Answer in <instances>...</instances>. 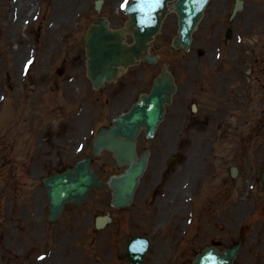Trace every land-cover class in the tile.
<instances>
[{"label":"rangeland","instance_id":"1","mask_svg":"<svg viewBox=\"0 0 264 264\" xmlns=\"http://www.w3.org/2000/svg\"><path fill=\"white\" fill-rule=\"evenodd\" d=\"M23 1V6H14L12 0H0V264H125L120 255L126 238L134 233L150 236L146 264H190L205 246L213 244L221 250L239 236H244V242L233 264H264V188L259 180L264 165V127L260 133L258 123L244 126L235 118L226 133H177L171 125L187 88L174 96L154 138L139 136L138 151L149 147L151 156L137 192H146L154 200L153 191H157L152 203L138 207L145 212L126 208L116 212L114 224L94 230L91 215L102 209L110 196L103 187L81 209L68 207L55 223L47 222L48 203L38 179L46 174V161L54 168L53 163L63 159L52 145L55 126L60 129L61 123L71 121L73 131L67 137L65 155L71 148L75 160L86 153L97 127L121 109L101 111L104 109L88 102L97 103L95 94L88 93L85 98L91 86L85 74L83 35L94 18V0ZM107 1L109 9H122L119 0L114 5V0ZM233 1L209 2L189 51L171 46L177 30V18L171 10L151 46L157 63L131 67L128 77L121 78V86H130L126 98L147 92L164 63L181 81L201 63L241 62L246 53L242 47L239 50L236 39L238 35L241 44L245 41L242 15L229 25L233 29L231 41L225 39ZM252 14L250 11L246 16ZM116 15L120 19L113 18L112 25L123 19L120 13ZM127 41H131L130 36ZM249 49V60L258 57L264 68V52L258 42L251 43ZM59 67L64 68L62 74L57 73ZM204 71L206 93H201L197 102L202 113L209 115L218 106L207 103L209 92L215 97L216 79L213 82L212 71ZM54 80L64 87L62 97L50 91ZM188 80L183 83L192 84ZM253 85L255 95L257 86ZM222 88L221 83L216 97ZM257 93L247 110L258 109L260 98L264 106V92ZM58 105L64 107L56 114ZM81 134L82 140H78ZM180 143L182 160L164 172L168 157ZM232 165L238 169L234 178L228 171ZM94 167L105 179L123 169L107 153L94 161ZM132 214L136 216L131 218Z\"/></svg>","mask_w":264,"mask_h":264},{"label":"water","instance_id":"2","mask_svg":"<svg viewBox=\"0 0 264 264\" xmlns=\"http://www.w3.org/2000/svg\"><path fill=\"white\" fill-rule=\"evenodd\" d=\"M168 0H133L127 6L130 20L126 23L131 30L134 42L127 45L123 42V30L111 31L106 27L104 19L97 20L98 25H91L86 36V52L88 56V75L95 84L109 80L116 76L120 66H126L143 59L147 62L154 60L146 51L147 42L156 33L163 18ZM208 0H177L174 3L175 11L179 17V37L175 38L174 45L182 44L188 47L190 33L202 15L204 5ZM174 90L172 79L162 70L155 79L152 90L148 95H140L139 100L132 108L113 121L108 130L100 129L93 143L92 153L98 154L102 148L113 151L114 157L121 165L128 162L124 173L118 177L113 176L109 185L115 189L113 203L117 206L128 204L134 188L146 164V154L139 160L135 158V136L140 127H145L147 136H151L156 125L162 118L164 103L169 102ZM90 158L87 157L63 173L54 174L43 179L47 187L49 198V218L61 213L66 202L81 203L91 187L100 185L89 168ZM264 184V170L261 174ZM147 242L140 237L129 240L127 252L128 264H143ZM239 245L218 253L212 248L205 249L196 257L193 264H231Z\"/></svg>","mask_w":264,"mask_h":264},{"label":"flooded vegetation","instance_id":"3","mask_svg":"<svg viewBox=\"0 0 264 264\" xmlns=\"http://www.w3.org/2000/svg\"><path fill=\"white\" fill-rule=\"evenodd\" d=\"M259 3L262 1V0H257ZM259 9H261V7H259ZM262 9H263V7H262ZM263 13H260L259 15H258V17H256L255 18V20H256V22L258 23V24H260L261 25V29L263 30V33H264V14L262 15ZM254 16H257V13L254 15ZM247 23H248V20H245V25L247 26ZM251 26H252V24H251ZM253 27V26H252ZM193 74V73H192ZM197 91L198 92H201L202 91V89L200 88V89H197ZM188 92L189 93H193L194 91L192 90V89H189L188 90ZM129 101H128V99H126V98H123V99H118L117 101H116V104H115V107L116 108H119L120 106H122V105H124V104H127ZM113 103H114V100H113ZM200 111V104H198L197 105V108H196V111L194 112V114H191L190 116H188V117H185V123H188L189 125L187 126V128L185 129V131H190V128L191 127H193V126H195V125H197V124H199V123H201V117H199L198 115H197V113ZM205 125H207L208 124V121L207 120H205L204 122H203ZM215 126H216V129L217 130H223V127H222V125L219 123V122H215ZM192 131H197V128H193L192 129ZM203 131H205V130H203Z\"/></svg>","mask_w":264,"mask_h":264},{"label":"bare ground","instance_id":"4","mask_svg":"<svg viewBox=\"0 0 264 264\" xmlns=\"http://www.w3.org/2000/svg\"><path fill=\"white\" fill-rule=\"evenodd\" d=\"M28 1H29V0H28ZM23 2H24L23 0H17L15 6H17V5H18V6H23V5H22ZM55 24H56V23H55Z\"/></svg>","mask_w":264,"mask_h":264},{"label":"snow or ice","instance_id":"5","mask_svg":"<svg viewBox=\"0 0 264 264\" xmlns=\"http://www.w3.org/2000/svg\"><path fill=\"white\" fill-rule=\"evenodd\" d=\"M143 2H144V3H147V2H148V0H143ZM157 2H158V0H157Z\"/></svg>","mask_w":264,"mask_h":264}]
</instances>
